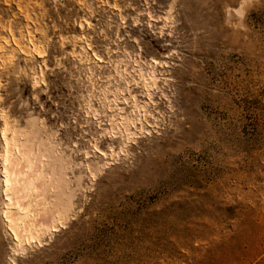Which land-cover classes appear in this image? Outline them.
<instances>
[{
	"label": "rangeland",
	"instance_id": "obj_1",
	"mask_svg": "<svg viewBox=\"0 0 264 264\" xmlns=\"http://www.w3.org/2000/svg\"><path fill=\"white\" fill-rule=\"evenodd\" d=\"M83 2L0 0V33L30 31L44 51L0 68V264H264V0ZM85 41L136 77L148 69L133 62L140 52L167 62L159 71L171 80L151 134L95 180L70 163L68 220L20 247L2 216L5 117L34 121L36 142L63 144L75 162L81 145L93 152L104 134L87 99L100 107L109 84L91 52L87 66L70 57ZM37 76L48 86L34 89Z\"/></svg>",
	"mask_w": 264,
	"mask_h": 264
},
{
	"label": "bare ground",
	"instance_id": "obj_2",
	"mask_svg": "<svg viewBox=\"0 0 264 264\" xmlns=\"http://www.w3.org/2000/svg\"><path fill=\"white\" fill-rule=\"evenodd\" d=\"M79 3L82 6L84 4L83 0H79ZM150 19L155 21L153 18ZM84 26L92 29L89 22L79 24L81 29ZM2 27L6 28L5 25ZM8 28L7 34L0 33V68H4L7 63L11 62L15 53L23 57L43 58L44 51H42L40 43L35 41L33 33L27 31L24 37L22 34L14 32L10 23ZM81 39H85V37ZM62 45L64 46L65 43L63 42ZM8 48L11 49L10 52L7 51ZM94 48L92 42L85 41V46L81 47L80 52L71 51L69 53L70 57L77 60L79 64L87 66L90 65L88 57L91 52L93 61L102 70L100 71L101 78L109 84V88L104 90L100 107L93 104L91 99L93 96L90 95V98L87 99V116L93 114V117H89L88 121L91 119L98 122L99 127H97L104 136L93 139L95 140V142L93 141L94 145L91 143L93 152L88 151L89 149L87 150L85 147V149L82 148V145L81 148L78 147L79 150L76 149L81 152L80 162H75L71 158L72 156H68V153L61 150L63 144L60 149L59 144L48 137L36 142L33 134L37 127L34 121H29L27 125L23 123L27 126L25 127L13 123L14 118L10 120L8 114H2L4 117L7 116L5 117L6 121L4 120L5 128L3 130L6 207L2 216L13 240L20 247L24 244H31L36 239H39L41 244V238L44 235L58 231V228L68 220V215L75 203L70 198L72 194L69 196V189L72 187L69 186L72 185L70 184L71 175L68 176L69 172L66 173L70 163L80 167L91 178H94L97 173L108 168L111 160L126 154L130 145H136L142 135H149L151 128L156 127L157 112L160 111V106L155 97L160 89V83L171 80L168 75L164 76L159 70L169 68L168 63L153 58L147 61L143 52L139 53L138 59H133L132 53L125 50L124 52L133 59L135 65L139 60L144 65H148L147 73H139V77H136L131 75L127 69H123L119 61L115 63L112 57H109L107 62L106 58ZM113 62L114 70L109 73L104 72L103 64L109 63L112 66ZM43 66V73L50 70L47 63L44 62ZM89 75H93V73ZM43 76L44 74L41 75V77ZM41 85L48 86L44 79L41 80L38 76L34 77V89H41ZM108 121L112 122L108 123ZM99 139H105L107 150L100 147ZM108 142L112 143L108 145ZM116 143H118L117 146ZM75 147H77V142ZM63 149L65 150V148ZM76 175L74 173V176ZM74 192L75 190H73ZM45 215H50L49 221L44 219Z\"/></svg>",
	"mask_w": 264,
	"mask_h": 264
}]
</instances>
